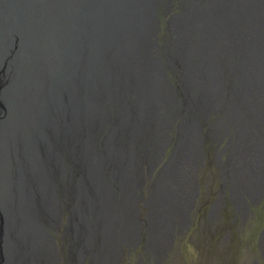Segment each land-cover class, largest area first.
<instances>
[{"label": "flooded vegetation", "instance_id": "obj_1", "mask_svg": "<svg viewBox=\"0 0 264 264\" xmlns=\"http://www.w3.org/2000/svg\"><path fill=\"white\" fill-rule=\"evenodd\" d=\"M167 10L150 39L155 46L151 56L163 70L165 94L170 96L165 85L173 86L175 96L169 114L158 112L159 108H134L135 114L141 113L135 119L148 123L138 127L130 148L139 162L134 200L114 237L104 234L102 227L96 229V221L81 224L91 230L83 245L79 241L83 236L72 226L71 203L66 235L61 232L58 245L55 239L52 243L56 264H171L182 257L179 245L187 249L193 245L202 256L210 254L204 264H264V88L258 95L245 83L244 71L222 69L224 85L219 92L201 98L197 91L198 71L203 70L198 63L199 42L209 39L216 56L228 52L234 40L249 50L252 43L247 39L253 32L264 45V0H170ZM252 22L254 29L249 27ZM183 47L188 66L175 70ZM200 100L204 106L194 105ZM152 119L160 123L156 131ZM160 145L161 156L152 166ZM99 149L93 150L89 162L99 166L93 168L101 165ZM71 168L65 158L67 176L64 187L56 189L58 206L60 196L61 204L73 188ZM104 172L100 169L101 175ZM161 174L170 178L164 186L168 199L164 210H154L149 199Z\"/></svg>", "mask_w": 264, "mask_h": 264}, {"label": "water", "instance_id": "obj_2", "mask_svg": "<svg viewBox=\"0 0 264 264\" xmlns=\"http://www.w3.org/2000/svg\"><path fill=\"white\" fill-rule=\"evenodd\" d=\"M169 4L0 0V264H45L43 245L59 224L47 177L59 168L65 183L66 143L110 121L99 118L109 112L107 85H120L144 43L155 53L150 39Z\"/></svg>", "mask_w": 264, "mask_h": 264}, {"label": "bare ground", "instance_id": "obj_3", "mask_svg": "<svg viewBox=\"0 0 264 264\" xmlns=\"http://www.w3.org/2000/svg\"><path fill=\"white\" fill-rule=\"evenodd\" d=\"M212 21L213 20L209 23ZM255 23L256 22H252L249 27L254 29ZM243 29H245L244 25L242 26V30ZM247 41L252 43L249 50L248 45L238 46L237 44L239 43L234 40L233 42L235 44L229 47V51L218 56L215 54L217 50L212 48L209 39L205 38L199 42L198 53L200 56L198 58V63L203 70L198 71V79L201 81V84L199 85V89L197 88V91L199 90L200 93L203 94L201 98L205 97L209 92L216 94L220 91L219 89L223 87L224 84L221 83L222 69H230L240 73L244 71L245 83L252 87L254 92L257 91L258 95L260 94L261 89L264 88V45L259 43V34L256 32H253ZM142 49L143 50L139 51L136 55L132 70L128 72L127 77L123 78L120 85H107V95H110V97L105 99V103L109 108V112L101 113L100 116L102 118H109L110 121L107 123L106 127L111 126L109 127L110 129L107 131L106 128L100 133L98 132V130L100 131V126L97 125L95 126V129H97L95 133L90 134L86 139L83 138V141H81L79 145L74 147L73 142L69 141V143H66V151L67 154L69 153V163L74 164V170L77 176L75 182H73L70 196H72V201H74V205H71L74 209V214L72 215L73 229L79 230L83 236L79 240L81 245L87 240V232H91V230L88 229L89 225L85 228L80 226L81 224H85L89 221H96V229L102 227L104 229V234L107 232L109 236L114 237L118 231L122 217L127 214L126 209H129V204L134 200L135 190L140 183L137 169V167H139V162L137 157L131 154L130 148L135 143L138 127L143 124H148L146 119H135L141 117V113L138 112L135 114L134 108L139 109L140 107L147 109L152 107L155 110L159 108L158 112L169 114L172 107V100L175 96L173 86L165 85L170 95L168 97L164 90L163 70L159 68L155 58L153 60L154 64L152 63V56L151 54L150 56L148 55V49L145 43L142 45ZM183 50L184 47L179 50L178 58L175 59V70H183V67L188 66L185 57L183 60V53L185 52V50L184 52ZM189 73L190 72L187 71L184 74L188 77ZM151 77L154 81L153 84L151 83ZM130 80L132 83H129V86L126 85ZM141 82L145 85L134 87L135 84H140ZM254 83L257 85V88H254ZM244 91L247 96V91L245 89ZM195 104L204 106L201 100L194 102V105ZM111 109L113 114H111ZM90 110L99 112V109L95 108ZM182 115L183 114H181L180 117ZM157 119H152L153 128L155 124V131L160 124ZM156 139L158 140V136ZM83 143H85V146H83ZM98 146H100V154L97 153V157L99 158V155H101V165L100 168H93L99 167L89 163L94 156L93 150L98 149ZM161 149L162 145H160V148L157 147L155 149L152 166L157 165L162 153ZM100 169L107 171V173L104 172L105 176L100 174ZM167 176L166 174H161L155 186L157 187L160 185V189L153 187V194L149 199V203L154 210H164L165 198L168 199L164 186L167 181L169 182L170 180ZM47 178L48 182H55V189H57V185H64V183H60L59 168L54 171L53 174H49ZM110 185L111 187L113 185L114 188L112 187L111 189ZM46 192L47 189H44L43 193L46 194ZM46 218L53 222L56 220L57 216L54 214L52 217ZM71 232L73 235L74 232ZM75 235L77 234L75 233ZM40 246L42 247V245ZM54 253V245H43L40 261L43 260L45 264H56Z\"/></svg>", "mask_w": 264, "mask_h": 264}, {"label": "rangeland", "instance_id": "obj_4", "mask_svg": "<svg viewBox=\"0 0 264 264\" xmlns=\"http://www.w3.org/2000/svg\"><path fill=\"white\" fill-rule=\"evenodd\" d=\"M162 20L163 19H161V21ZM109 127H111V126H109ZM109 127L107 128V131L110 129ZM176 153H177V151H176ZM176 153H175V155H176ZM71 165H72L71 170L73 173V179L70 183L75 182V178L77 177V176H75V173H74V171H75L74 170V164L71 163ZM69 181H70V178H67L68 183H69ZM63 187H64V185L59 187V188H63ZM69 194L70 193H68V195L66 196V201L61 202V204H60L61 200L59 201V219H58L59 224H58L56 229H54L50 232V235L52 236L53 244H54V239H55V245L57 244V238L60 236L61 232H62V234L64 233V235H66L67 213H69V214L71 213V209H70L71 203H72V206L74 205V201H72V196H70ZM152 194H153V188L151 190V196H152ZM59 199H61V196ZM69 200H70V202H69ZM66 203H67L66 211L62 212L61 210H62V208L64 209V206L66 205ZM71 208L74 212L73 207H71ZM68 210H69V212H68ZM75 211H76V209H75ZM62 216H63V218H62ZM71 231H73L72 228H71ZM65 242L67 243L66 238H65ZM178 250L180 252V255H182V257H178V259L174 260V261L172 260L171 264H204L203 259H206L210 256V254L202 256L203 253L201 254L200 249L199 248L196 249L193 245H190L189 249H187L185 245H179Z\"/></svg>", "mask_w": 264, "mask_h": 264}]
</instances>
